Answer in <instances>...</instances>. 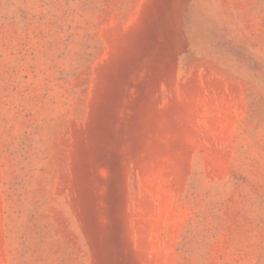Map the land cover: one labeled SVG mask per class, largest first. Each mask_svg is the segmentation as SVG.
<instances>
[{"label":"rangeland","instance_id":"obj_1","mask_svg":"<svg viewBox=\"0 0 264 264\" xmlns=\"http://www.w3.org/2000/svg\"><path fill=\"white\" fill-rule=\"evenodd\" d=\"M0 264H264V0H0Z\"/></svg>","mask_w":264,"mask_h":264}]
</instances>
